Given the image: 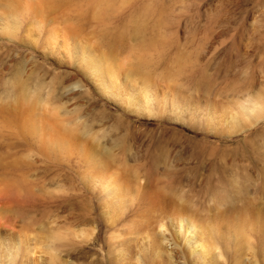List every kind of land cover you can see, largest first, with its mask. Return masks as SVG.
Returning a JSON list of instances; mask_svg holds the SVG:
<instances>
[{
    "label": "rangeland",
    "instance_id": "obj_1",
    "mask_svg": "<svg viewBox=\"0 0 264 264\" xmlns=\"http://www.w3.org/2000/svg\"><path fill=\"white\" fill-rule=\"evenodd\" d=\"M52 1L0 0V260L264 264V0ZM79 45L153 114L104 94Z\"/></svg>",
    "mask_w": 264,
    "mask_h": 264
},
{
    "label": "bare ground",
    "instance_id": "obj_2",
    "mask_svg": "<svg viewBox=\"0 0 264 264\" xmlns=\"http://www.w3.org/2000/svg\"><path fill=\"white\" fill-rule=\"evenodd\" d=\"M8 2V4H19L22 0H6ZM60 1V0H58ZM64 1V0H63ZM98 1V0H97ZM102 2V0H100ZM104 1V0H103ZM25 2V7H30L33 11L34 14H36L37 16H40V18H42L43 16V13H44V9H50V7L53 6V4L55 5L56 3H54L55 1H52V0H24ZM57 2V1H56ZM106 2V1H105ZM96 3V2H95ZM22 4V3H21ZM100 4V2H99ZM98 4H96L97 6ZM100 7V6H99ZM101 8V7H100ZM23 9V8H22ZM24 10V9H23ZM28 11V10H27ZM100 12V11H99ZM39 25V24H38ZM6 27H4L5 29ZM3 29V30H4ZM65 29H63L62 31L63 32H68L67 29L64 31ZM4 31H7V29H5ZM58 37H60V35L58 34V32H56L54 29H50L49 32H48V36L47 38L49 39V41L51 42V44H55L57 43V39ZM65 42V41H64ZM64 44V43H63ZM66 44V43H65ZM57 45V44H56ZM55 46V45H54ZM65 46V45H64ZM66 47V46H65ZM67 48V47H66ZM79 48H80V53H81V61L83 64L81 65H84V67L87 69L88 71V74L94 78L95 80H97L99 82V86L103 89V92L104 94H108L109 95H113L115 97H120V96H125L127 98H132V102H130V100L128 101L130 104L132 103L133 106H134V111L136 112V114H142V113H145L146 115H152L153 114V108H152V100L151 98L149 97V94L148 93H142L143 96L141 98L142 100V103L139 102V100H137L134 96L133 93H125L123 92V89L121 87V81H120V70H119V66L117 63H113L110 61V59H107L106 56L107 55H103V54H99L100 56L98 55H95L93 54V52H89L90 50H87V48H85V46L83 45H79ZM143 49V48H142ZM143 51V50H142ZM93 54V55H92ZM98 54V53H97ZM141 54V53H140ZM108 57V56H107ZM137 57V56H136ZM130 59V58H129ZM129 61V60H126V62ZM123 62V61H122ZM130 62V61H129ZM124 63V62H123ZM147 63V62H146ZM141 66H143L141 64ZM146 66V65H145ZM83 67V68H84ZM122 68V67H121ZM138 68V66H137ZM137 71V70H136ZM146 72V70H145ZM148 72V71H147ZM148 74V73H147ZM140 76V75H139ZM147 76V75H145ZM144 76V77H145ZM143 78V77H141ZM144 79V78H143ZM146 80V79H144ZM134 89V88H133ZM132 90V89H131ZM139 95V94H138ZM129 96V97H128ZM112 97V96H111ZM113 98V97H112ZM121 99V98H119ZM139 99V98H138ZM130 110V109H129ZM133 111V110H132ZM134 113V112H133ZM52 114V113H50ZM141 116V115H140ZM52 117V116H50ZM30 118V117H29ZM29 118L28 116L26 117V115L24 116L23 119L26 120V122L29 121ZM46 119V118H44ZM42 119V120H44ZM56 119V118H55ZM49 120V118H48ZM53 121V120H52ZM58 121V120H57ZM30 122V121H29ZM28 122V123H29ZM50 122V121H49ZM56 122V120H55ZM54 122V123H55ZM48 123V122H47ZM42 124V123H41ZM29 125V124H28ZM61 124L58 125L57 123V126L54 128V125L53 128H52V131H54V136H55V139L51 138L52 141H54L55 143L57 144H60L62 146L66 145V144H69L73 141L74 137L73 135L71 134V132H69L68 130L62 128L60 126ZM50 126V125H49ZM40 128V127H39ZM41 132V131H40ZM73 133V132H72ZM50 139V138H49ZM51 142V141H50ZM59 145V146H60ZM72 145V144H71ZM110 176V175H109ZM115 179V178H114ZM113 178H109V183H108V188H109V192H111L112 194H115L116 195V192H117V188H118V185L116 184V179L114 180ZM197 230L195 229V227L193 225H191L189 223L188 226H185V225H179L178 227V233H179V236H181L183 239H184V242H185V245L187 246V248L191 251V253H194L196 255H198V257H201V258H206L205 255L206 252H207V248H206V244L204 243V240L201 239L197 232ZM4 241L3 239L1 240L0 239V257L3 256L1 255V246L3 245ZM5 244V243H4ZM16 245V244H15ZM5 251V250H3ZM28 250L26 249V252ZM8 253V257L7 259L10 260H0V264H8L9 263H12V261L14 262V258H16V254L18 253L17 251V247H13L11 246V248H8L7 252ZM28 253V252H27ZM30 254V253H28ZM34 255H30V257H27V261L24 263L26 264L27 262L29 264H36V259L34 257H32ZM203 259V260H204ZM22 263V264H23Z\"/></svg>",
    "mask_w": 264,
    "mask_h": 264
}]
</instances>
